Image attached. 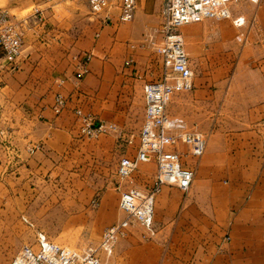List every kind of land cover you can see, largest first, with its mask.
Instances as JSON below:
<instances>
[{
	"label": "crops",
	"instance_id": "1",
	"mask_svg": "<svg viewBox=\"0 0 264 264\" xmlns=\"http://www.w3.org/2000/svg\"><path fill=\"white\" fill-rule=\"evenodd\" d=\"M40 10L42 20L34 10L23 17L27 20L19 68L6 70L0 59V133L4 132L0 134V201L8 194L9 183L22 179L17 175L43 167L47 159L63 155L71 146L79 133L77 108L117 124L122 137L111 134L117 139L126 136L131 127L142 128L146 80L139 71L135 73L138 78L132 79L133 67L125 68L119 60L128 40L140 39L146 31L154 35L164 21V0H139L135 20L128 27L117 22L118 10L112 11V21L101 27L98 38L94 33L84 37L94 56L90 71L82 76L73 59L78 43L71 32L73 24L61 19L55 6ZM192 25L186 31L194 40L186 48L196 73L195 88L190 92L205 110L212 109L213 117L200 126L178 116L186 119L188 129L212 133L207 135V149L201 157L183 156V164L195 171L187 196L179 197L182 191L169 185L158 193L154 229L133 246L135 264H264V34L257 30L262 43L261 71L255 75L258 80L245 86L241 97L227 100L232 87L219 91L209 87L226 77L230 82L242 77L240 70L229 74L221 62L230 48H240L232 40L233 20H205ZM208 25H215L213 31L207 30ZM207 34L212 38L209 47ZM239 35L244 36L243 41L237 39ZM247 37L241 30L235 39L247 43ZM137 53L136 66L145 64V49L138 47ZM208 57L214 63L209 65ZM35 60L41 65L60 62L61 74L37 72L42 66L34 67L31 62ZM49 84L55 92L44 98ZM60 92L67 105L57 114L53 103ZM135 109L141 112L138 122L132 114ZM135 152L127 154L134 156ZM141 164L153 165L146 169L156 175L154 162ZM132 183L130 187H143L140 179ZM124 190L122 182L114 185L104 199H113L117 208Z\"/></svg>",
	"mask_w": 264,
	"mask_h": 264
},
{
	"label": "rangeland",
	"instance_id": "2",
	"mask_svg": "<svg viewBox=\"0 0 264 264\" xmlns=\"http://www.w3.org/2000/svg\"><path fill=\"white\" fill-rule=\"evenodd\" d=\"M52 6L56 7L61 19L73 24L71 32L78 41L75 45L76 54L73 59L78 67L79 57L84 53H92L84 39L86 33H94L98 38L101 27L106 24L101 16L98 17L91 13L88 0H0V9H6L18 18L30 14L36 7L44 10L48 7L52 8ZM229 6L233 17L245 16L247 23L242 27L233 25L235 32L232 40L240 48H230L221 58L222 67L228 68L229 74H235L236 70H240L242 77L239 80L233 79L231 82L230 78L226 77L217 80L218 82L209 87L217 91L228 88V86L232 87L231 95L227 94V100L229 97L235 99L241 97L245 93L243 88L253 85V82L258 80L255 75L261 71L262 43L258 41L257 30L264 34V0H260L258 4L251 0H231ZM115 11L117 9L113 10V12ZM134 20L135 18L127 23L117 22L128 27ZM205 20L217 22L218 19ZM225 20L232 22V19ZM194 23L197 22L180 27V31L185 37L186 48L194 43L193 34L186 33L188 28L195 26L192 25ZM206 28L208 31H213L215 25H208ZM241 30L245 31L248 36L247 43H239L235 39L236 34ZM148 32H144L140 39L138 38L139 40L130 39L122 46L119 63L125 68L133 67L134 70L130 69L132 79L138 78L135 75L137 71L143 74V81L144 79L146 81L155 80L162 74V60L154 47L142 45L144 37L149 35ZM205 38L207 47H209L212 41L211 34H207ZM138 47L145 49L147 62L136 66V62L130 63L128 60L131 57L139 56ZM24 53L26 55L27 52ZM92 54L94 56V53ZM207 62L210 65L214 63V60L208 57ZM31 63L34 67L45 65V68L40 67L36 70L37 72L42 71L49 76L56 75V72L61 74V70L58 69L61 65L60 62H43L41 65L39 60H35ZM207 72L209 75L212 73L210 68ZM224 80L227 82L223 83ZM49 86L44 98L51 97L55 92L52 89V84ZM167 112L172 116L182 115L187 118L190 124L194 123V125L199 124L200 126L206 125V122H209L213 117L212 109L205 110L194 99L192 92L175 95L167 107ZM132 114L133 116L135 114V120L138 122L141 114L140 109H135ZM95 116L102 119L96 114ZM226 116H229V111ZM135 128L136 131L133 130ZM224 128L228 129V126ZM140 130L137 126L131 127V131H127V135L121 139H117L111 134L102 135L97 139H88L77 133L74 142L63 155L52 156L45 161L43 167L17 175L22 179H13L9 183L8 194L0 201V264H11L22 245L36 246L41 233L46 234L56 243L74 249L96 247L103 231L124 216L119 208V202L115 208L113 199H104L105 192H109L114 185H119L121 182L123 188L127 189L133 185L132 180L140 179L143 185L140 188L142 190L148 189L154 182L155 173L153 177V172L146 169L153 168V165L143 164L142 167L141 164L129 179H121L118 174L121 157L124 154L130 156L127 153L137 150ZM211 133L210 131L206 134L209 136ZM132 136V143H129V138ZM179 147L188 149L183 144H180ZM181 155L182 159L184 155H189L188 150L181 152ZM178 196L184 198L187 194L182 191ZM94 199L99 201L97 207L93 206ZM102 202L103 204H101ZM156 203L155 205H157ZM147 231L149 230L140 223H133L128 235L114 246L113 253L109 257L103 255V264H135L136 255L133 253V246L141 238L144 239Z\"/></svg>",
	"mask_w": 264,
	"mask_h": 264
},
{
	"label": "built area",
	"instance_id": "3",
	"mask_svg": "<svg viewBox=\"0 0 264 264\" xmlns=\"http://www.w3.org/2000/svg\"><path fill=\"white\" fill-rule=\"evenodd\" d=\"M139 0H88L91 13L110 23L113 10H118V22L127 23L135 18ZM231 0H164V21L154 35L144 38L142 45L154 47L162 60V74L143 85L145 101L144 120L139 133V144L134 156L120 159L118 174L129 179L141 163L154 162L156 175L153 184L146 190L130 187L121 192L119 208L124 213L121 220L108 226L102 233L96 247L74 249L56 243L41 233L36 246L24 244L18 250L11 264H103V255L109 257L114 246L125 238L133 223L138 222L148 230L154 229L156 196L164 185L175 186L187 193L195 179V171L183 164L179 145L188 147V154L201 157L208 145L207 134L187 128L184 117L168 114L167 107L175 94L190 92L195 88V73L186 51L185 37L180 27L205 19H232L233 24L242 27L245 16L233 18L229 3ZM42 11L34 9V15L42 20ZM6 9H0V52L2 67L16 70L22 56L25 23ZM237 39L243 41L244 36ZM92 53L79 57V73L87 74ZM128 62H135L131 57ZM8 67V68H7ZM67 105L62 93H57L53 110L60 114ZM78 128L81 136L97 139L106 134L122 132L117 124L97 118L81 107L76 109ZM1 135L4 132L1 131ZM133 136L129 138L132 143ZM31 149L30 152H34ZM99 205L98 199L93 206ZM102 253V254H101ZM104 256V257H105Z\"/></svg>",
	"mask_w": 264,
	"mask_h": 264
},
{
	"label": "trees",
	"instance_id": "4",
	"mask_svg": "<svg viewBox=\"0 0 264 264\" xmlns=\"http://www.w3.org/2000/svg\"><path fill=\"white\" fill-rule=\"evenodd\" d=\"M1 57V56H0Z\"/></svg>",
	"mask_w": 264,
	"mask_h": 264
}]
</instances>
